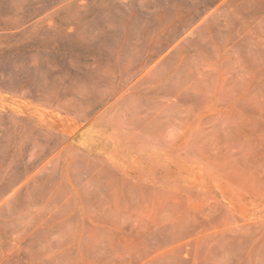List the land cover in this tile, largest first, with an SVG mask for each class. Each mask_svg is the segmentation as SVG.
Segmentation results:
<instances>
[{
  "label": "rangeland",
  "instance_id": "1",
  "mask_svg": "<svg viewBox=\"0 0 264 264\" xmlns=\"http://www.w3.org/2000/svg\"><path fill=\"white\" fill-rule=\"evenodd\" d=\"M0 264H264V0H0Z\"/></svg>",
  "mask_w": 264,
  "mask_h": 264
}]
</instances>
